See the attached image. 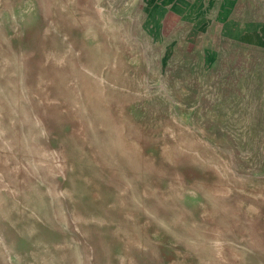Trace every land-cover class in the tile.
<instances>
[{"label": "rangeland", "instance_id": "rangeland-1", "mask_svg": "<svg viewBox=\"0 0 264 264\" xmlns=\"http://www.w3.org/2000/svg\"><path fill=\"white\" fill-rule=\"evenodd\" d=\"M0 264H264V0H0Z\"/></svg>", "mask_w": 264, "mask_h": 264}]
</instances>
